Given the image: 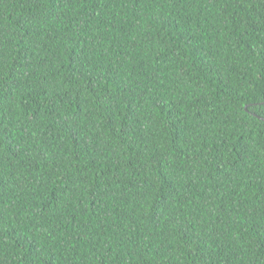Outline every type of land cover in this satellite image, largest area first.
I'll return each mask as SVG.
<instances>
[{
	"label": "trees",
	"instance_id": "1",
	"mask_svg": "<svg viewBox=\"0 0 264 264\" xmlns=\"http://www.w3.org/2000/svg\"><path fill=\"white\" fill-rule=\"evenodd\" d=\"M0 264H264V0H0Z\"/></svg>",
	"mask_w": 264,
	"mask_h": 264
}]
</instances>
